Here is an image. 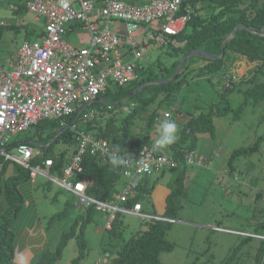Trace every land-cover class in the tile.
Wrapping results in <instances>:
<instances>
[{
	"label": "trees",
	"instance_id": "1",
	"mask_svg": "<svg viewBox=\"0 0 264 264\" xmlns=\"http://www.w3.org/2000/svg\"><path fill=\"white\" fill-rule=\"evenodd\" d=\"M187 4L191 5L194 10L190 13L184 28L169 36L161 45L165 46L166 52L173 56L171 63L167 66L158 64V72L137 63L135 70L138 78L125 84L106 86L98 97L86 106V108L101 105L105 107L103 103L108 102L113 107H117L126 101H133L135 104L129 113L118 115L119 119L117 114L102 113L90 120L81 119L74 113L65 118L66 123L74 122L77 128L88 131L96 137L107 139L113 150L119 146V154H124L138 150L155 138H152L150 133L158 118L159 107L175 101L182 86L190 80L208 78L211 74L219 73L217 82L222 84L219 92L221 98L234 90L236 85L244 83L243 100L233 110L234 118L239 117L246 104H256L264 99V0H182L180 12H183V7ZM21 8L26 9L24 0ZM5 26V24L0 25V33ZM226 35L228 37L225 38ZM24 38L30 40L29 33H26ZM193 50L203 51L208 55H186ZM240 57L252 66L248 74L239 77L236 81L233 79V74H227V69L232 68ZM177 65H179L178 75L170 79ZM163 80L167 81L161 82ZM149 106L153 108L148 110ZM231 109L232 107L225 98L210 104L205 111L199 110L197 114L190 109L182 111L180 104H174L171 119L174 120L175 115L179 114L180 120H175L180 128L179 139L175 144L167 147L169 151L167 155H172L180 161L176 166L164 170L170 172L171 176L165 184L167 190L162 210L157 214L161 218H141L145 228L123 239L115 256L105 264H161L160 254L173 248L172 242L165 237L166 232L171 220L177 219V214L182 207V199L187 196L185 186L187 164L183 161V155L189 150L196 151L200 134L214 135L212 120L214 115L227 114ZM139 113H144L145 119L141 128L132 133L135 117ZM29 129L30 133L27 134ZM25 131L23 136L13 138L5 148L10 150L19 143L32 144L38 149V154L31 158L30 163L43 167L44 161L50 159L49 174L62 178L63 168L68 163L70 155L75 152L73 132L70 128L60 125L58 120L42 119ZM263 140L264 136H260L253 143L234 149L228 159L229 172L233 171L232 162L235 158L258 151ZM58 141L73 145L69 156H67L66 148L57 153L54 152V145ZM160 151L162 152V149ZM196 157L200 158L197 152ZM201 159L204 160L205 165L208 163L205 157ZM7 161V158L0 155V264L12 261L15 257V234L11 229V224L15 221L22 204V194L18 185L28 181L31 177L30 171L20 164H17L16 171L6 174ZM79 166L81 170L74 172L70 179L73 182L86 181L85 192L88 195L103 201L118 196L120 191L115 186L121 179V166L113 168L109 156L100 157L86 151L81 157ZM145 177L149 176L141 177L134 195L122 205L132 208L134 204L139 203L145 210L143 200L147 198L150 202V212L153 213V202L149 194L153 190L154 182L148 185V179ZM255 198L264 200V192H256ZM94 212L96 210L92 206L86 208L84 214L74 219L70 229L63 231L55 248L43 251L33 264H59L57 261L70 237L76 239L78 254L71 259L69 264H77L84 256L86 249L83 227L91 220ZM122 225L116 213L109 228H106L108 236H121L119 227ZM77 226L78 230H76ZM254 233L264 235V221H259L254 225ZM248 238H250L249 235L242 237L236 247ZM233 255L234 253L225 259V264L231 263ZM263 258L264 238H261L254 254L253 264H264Z\"/></svg>",
	"mask_w": 264,
	"mask_h": 264
},
{
	"label": "rangeland",
	"instance_id": "2",
	"mask_svg": "<svg viewBox=\"0 0 264 264\" xmlns=\"http://www.w3.org/2000/svg\"><path fill=\"white\" fill-rule=\"evenodd\" d=\"M22 1L1 0L0 3V19L6 25L0 33V65L8 69L15 64V54L19 44L26 39L25 34L29 33V38L33 39L43 26L40 16L21 8ZM172 60L173 56L166 52L165 46H155L137 61L158 72V64L167 66ZM227 74H233L236 81L242 77L235 70V65L227 69ZM218 76L219 73H214L208 78H196L184 84L175 101L159 107L158 118L150 133L152 138L158 136L159 122L165 118L163 113L168 111L172 114L174 104H180L182 111L190 109L194 114L199 110L205 111L210 104L224 98L232 107L227 114L213 116V136L205 133L198 137L196 152L200 158L206 157L208 163L187 165V196L182 199L177 219L171 220L166 232L165 237L172 242L173 248L160 254L161 264H225V259L232 253L234 255L230 264H253L256 248L260 239L264 238L263 234L254 233V225L264 221V200L255 198L256 192H264V140L258 151L235 158L232 162L233 171L229 172L228 166V159L234 149L245 147L264 136V99L256 104H246L239 117L234 118L233 110L243 100L242 89L245 84L236 85L234 90L221 98L219 92L222 84L217 82ZM178 115H175L174 120H180ZM144 119V113L136 115L132 133L141 128ZM25 133L12 137L18 138ZM65 148L69 156L73 145L58 141L53 150L57 153ZM9 151L17 156L14 148ZM162 152L169 154L167 148H163ZM7 162L6 170L16 171L19 163L12 158ZM42 168L45 169V166ZM157 174L151 175V182H154L155 194L158 195L161 190L166 192L165 184L169 181L166 178L171 174L166 171L163 179ZM60 180L61 177L55 174L38 171L28 181L18 185L22 204L14 222L17 225L12 223L11 229L15 234L14 246L17 247L14 255L19 258L15 260L14 257L12 261L2 264H29L31 260L36 261L37 255L43 251L53 250L63 231H68L74 219L85 213L86 208L79 203L78 197L63 187ZM123 183L121 177L115 188L120 191ZM143 204L145 209H150L147 198ZM117 213L123 223L119 227L121 236L111 237L105 227L106 211L96 210L91 215V220L83 227L85 254L77 264L107 263L115 256L123 239L145 228L143 219L138 215L131 212ZM29 227L30 231L33 229L32 232L21 234L24 228ZM247 235L250 238L236 247L241 238ZM30 248L32 251L28 250ZM30 252L34 254L30 255ZM77 254L76 239L70 237L57 262L69 264ZM26 255L30 261L24 258Z\"/></svg>",
	"mask_w": 264,
	"mask_h": 264
},
{
	"label": "built area",
	"instance_id": "3",
	"mask_svg": "<svg viewBox=\"0 0 264 264\" xmlns=\"http://www.w3.org/2000/svg\"><path fill=\"white\" fill-rule=\"evenodd\" d=\"M1 1V0H0ZM98 4V13L89 17ZM26 9L42 18V28L33 39H24L15 54L11 68L0 65V155L16 160L30 171L48 173L51 160L44 161L45 169L30 163L38 149L29 143H19L13 148L17 156L10 154L6 145L12 136L24 132L42 119H54L66 125L73 132L75 152L70 155L59 181L72 191L79 203L97 211L105 210L106 228L118 211L131 212L140 218H161L141 211L139 203L132 208L122 205L134 195L139 183H132L133 177L151 176L179 163V159L154 148L155 137L138 150L120 154L126 163L121 165L122 188L116 198L99 200L88 195L86 181H72L70 176L81 170L82 155L89 151L100 157L113 151L111 143L102 137L79 129L75 123L67 124L65 118L76 113L81 119L90 120L96 116L124 115L131 111L133 101H126L113 107L105 102L99 107L86 108L100 92L110 84H125L138 78L135 70L138 59L155 47L161 46L169 36L182 30L193 7L189 4L180 12L182 0H152L133 4L126 0H24ZM123 24L127 40L113 23ZM72 23L83 25L88 33L87 43L74 46L64 39ZM5 24L0 19V25ZM144 27L140 39L129 34ZM122 49V50H121ZM124 50V52H123ZM128 53L131 59H124ZM84 105L82 108L81 106ZM166 113L164 112V116ZM187 165H205L196 157L195 150L183 155Z\"/></svg>",
	"mask_w": 264,
	"mask_h": 264
},
{
	"label": "crops",
	"instance_id": "4",
	"mask_svg": "<svg viewBox=\"0 0 264 264\" xmlns=\"http://www.w3.org/2000/svg\"><path fill=\"white\" fill-rule=\"evenodd\" d=\"M127 2H130V3H133V4H140V3H144V2H149V1H152V0H126ZM98 13V4L94 7V9L92 10V12L89 14V17H95ZM42 28V27H41ZM113 29L117 30L118 32L121 33L122 35V38L126 41L127 40V33L124 29V26L122 23L120 22H117L115 21L113 23ZM144 27H141L139 30H136L135 32L129 34L131 37L135 38V39H140L141 38V35H142V31H143ZM64 39L74 45V46H83L87 43V39H88V33H87V30L86 28L79 24V23H72L68 26V29L66 31V34L64 35ZM122 50V49H121ZM124 52V50H123ZM124 56V59L126 60H129L131 59L130 55L126 52L123 54ZM251 63H248L244 58H240L238 60L235 61V70L238 72L239 75H245L248 73L250 67H251ZM206 158V157H205ZM12 171H7L6 170V174H9L11 173ZM165 173L166 171H163V172H159L157 174V176L161 177L162 179L165 178ZM148 179V185L151 184V176L149 177H145ZM166 179H169L168 177ZM155 187H153V190L150 191V194H149V197L151 199V201L153 202V207H154V212L151 213L150 212V209H145L143 210V208H141V211L142 212H146V213H149V214H154V215H157L160 213V211L162 210V205H163V199L165 197V194L166 192L164 193L163 190H161L160 193L155 194ZM15 222V221H14ZM13 222V223H14ZM15 225H17L16 223H14ZM21 223H19L20 225ZM30 228L29 227L28 229H23L24 231L21 233V234H24V232H32L33 229L30 231ZM21 234H19V236H21ZM16 246H15V251H16ZM29 251H32L31 248L28 249ZM23 252V250H21ZM21 251H18V252H21ZM37 252V251H35ZM32 254L30 255H33L34 252H30ZM20 255V254H18ZM18 257L15 256V260L18 259ZM24 258H26V260H29V256H25ZM37 258H38V255H37ZM30 261V260H29ZM33 260L30 261L29 264H33L32 263Z\"/></svg>",
	"mask_w": 264,
	"mask_h": 264
},
{
	"label": "clouds",
	"instance_id": "5",
	"mask_svg": "<svg viewBox=\"0 0 264 264\" xmlns=\"http://www.w3.org/2000/svg\"><path fill=\"white\" fill-rule=\"evenodd\" d=\"M159 134L154 142V148L163 149L175 144L179 139V125L171 119V113H166L165 118L159 122ZM120 148L117 146L109 153V161L113 168H117L126 163L125 156L120 155ZM141 177H133L132 183H138Z\"/></svg>",
	"mask_w": 264,
	"mask_h": 264
},
{
	"label": "water",
	"instance_id": "6",
	"mask_svg": "<svg viewBox=\"0 0 264 264\" xmlns=\"http://www.w3.org/2000/svg\"><path fill=\"white\" fill-rule=\"evenodd\" d=\"M260 32H261V30H260ZM226 37H228V35H226L225 36V38ZM224 38V39H225ZM223 39V40H224ZM222 47H223V44H222ZM189 54H198V55H202V56H205V55H208V53H206V52H203V51H197V50H193V51H189L186 55H189ZM213 57V56H212ZM178 72H179V65H177V67H176V70H175V72H174V75H173V77H171L170 79H174L175 77H177V75H178ZM167 80H169V79H167ZM167 80H163V81H161V82H166ZM163 219H165V218H163Z\"/></svg>",
	"mask_w": 264,
	"mask_h": 264
}]
</instances>
